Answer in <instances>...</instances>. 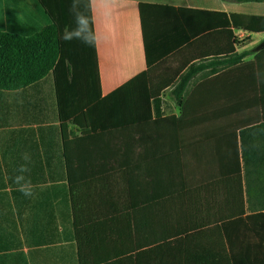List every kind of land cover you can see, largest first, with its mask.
Returning <instances> with one entry per match:
<instances>
[{"label": "crops", "instance_id": "crops-1", "mask_svg": "<svg viewBox=\"0 0 264 264\" xmlns=\"http://www.w3.org/2000/svg\"><path fill=\"white\" fill-rule=\"evenodd\" d=\"M89 5L100 97L146 70L157 88L179 71L159 100L162 117H180L173 90L186 79L183 124L141 128L140 144L132 131L120 143L75 131L65 148L52 75L0 91V264H227L229 254L244 259L248 249L259 258L264 159H242L238 128L261 114L255 82L245 77L252 68L240 64L264 48V31L235 29L220 14L264 16V0ZM48 23L36 0L0 3L2 31L30 35ZM226 31L250 38L235 49L246 54L232 67H224ZM76 81L90 91L93 78ZM246 142L264 148L260 137ZM233 213L255 220L210 223ZM181 229L190 237L176 238Z\"/></svg>", "mask_w": 264, "mask_h": 264}, {"label": "trees", "instance_id": "trees-1", "mask_svg": "<svg viewBox=\"0 0 264 264\" xmlns=\"http://www.w3.org/2000/svg\"><path fill=\"white\" fill-rule=\"evenodd\" d=\"M36 1L49 20L47 25L30 35L0 30V91H19L37 83L47 75H52L62 131V145L65 148L67 143L78 139L75 131L81 135L96 134L103 143L125 142V139L130 137L129 131H132L131 136L140 144L141 128L175 127L183 121L185 99L183 91L186 79H182L173 90L181 116L162 117L160 113L159 95L164 87L173 83L179 71L157 88L150 71L146 70L109 94L100 97L89 0ZM220 16L226 18V25L230 24L235 29H243L250 33L264 31V16L230 14L229 20L225 14ZM81 18L86 21L81 35H72L70 39H65V36L81 29L79 24ZM226 32L227 47L222 51L231 56L224 62V67H232L241 63V58L246 54V52L236 54L235 49L243 47L250 38L239 41L232 32ZM240 65L252 68L245 77L255 82L256 107L261 112L259 117L247 119L245 124L238 128L241 157L244 161H248L259 153L264 159V148L257 149L253 144L246 142L248 136L264 139V48L255 54L252 61ZM216 72L214 70L211 73ZM84 74L93 78L90 91L87 87L76 83V77ZM66 79L70 83L65 84ZM82 92L85 94H82L84 97L81 100L78 97ZM68 137L72 138L69 140ZM188 174V166L182 165L179 176L184 180L180 185L182 191L189 189L185 186V178ZM258 208V211L264 210V203ZM259 216L264 214L258 215L257 218ZM254 220L252 216L242 218L241 214L233 213L224 220L219 218L210 223H252ZM167 221H171V218L167 217ZM182 221L189 222L188 215L184 214ZM218 232L222 239L226 241L229 239L228 231L225 229L221 228ZM190 233V229H181L175 234L176 238L185 239L190 237ZM229 233L232 237L234 232ZM229 249L231 250L232 247L230 246ZM261 249L262 254L259 258H254L253 252L249 249V255L243 256L244 259L238 260L233 254H229L227 264H264V246ZM225 262L218 258L214 264H225Z\"/></svg>", "mask_w": 264, "mask_h": 264}, {"label": "clouds", "instance_id": "clouds-1", "mask_svg": "<svg viewBox=\"0 0 264 264\" xmlns=\"http://www.w3.org/2000/svg\"><path fill=\"white\" fill-rule=\"evenodd\" d=\"M79 24L81 25V29L76 31L74 34H69V35L65 36V39H70L72 35H76V36L81 35V32L84 31V26L86 25V21L83 18H81L79 20Z\"/></svg>", "mask_w": 264, "mask_h": 264}, {"label": "rangeland", "instance_id": "rangeland-1", "mask_svg": "<svg viewBox=\"0 0 264 264\" xmlns=\"http://www.w3.org/2000/svg\"><path fill=\"white\" fill-rule=\"evenodd\" d=\"M9 1H10V0H0V3H1L2 5H4V4H5V5H8V4H9ZM169 96H170V95H169ZM169 96H168V97H169ZM170 100L173 102L172 97H170Z\"/></svg>", "mask_w": 264, "mask_h": 264}, {"label": "built area", "instance_id": "built-area-1", "mask_svg": "<svg viewBox=\"0 0 264 264\" xmlns=\"http://www.w3.org/2000/svg\"><path fill=\"white\" fill-rule=\"evenodd\" d=\"M236 37H237L238 39H243V36L241 35V33H237V34H236Z\"/></svg>", "mask_w": 264, "mask_h": 264}]
</instances>
